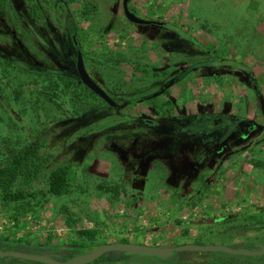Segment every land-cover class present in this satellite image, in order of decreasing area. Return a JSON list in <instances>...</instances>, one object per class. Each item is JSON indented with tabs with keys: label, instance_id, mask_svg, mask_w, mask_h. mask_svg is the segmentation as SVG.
I'll use <instances>...</instances> for the list:
<instances>
[{
	"label": "rangeland",
	"instance_id": "rangeland-1",
	"mask_svg": "<svg viewBox=\"0 0 264 264\" xmlns=\"http://www.w3.org/2000/svg\"><path fill=\"white\" fill-rule=\"evenodd\" d=\"M14 1L8 8L9 31L35 63L50 65L53 58L45 40L38 41L22 26L16 11L19 0ZM47 2L51 4L45 6V17L37 20L39 28L58 34L70 16L88 71L118 106L107 109L82 86L79 97L49 102L34 88L40 77L0 58V152L8 143L23 145L45 132L42 152L52 156L49 169L71 165L67 194L42 196L45 182L40 179L35 184L37 198L0 201V239H20L16 249L36 254L54 247L57 250L48 253L60 258L69 257L76 245L91 250L118 241L163 246L207 242L250 250L264 246V0H128L139 17L164 23L170 33H181L183 48L192 51L177 52V57L169 56L154 37L159 27L128 23L122 0H61L54 6L53 0ZM86 3H92V8L86 10ZM6 37L0 34V50L12 54L16 49H6L11 40ZM177 61L183 67L190 64L191 70L176 78L168 96L153 99L162 81L175 78L169 68L157 69ZM205 61L207 66H200ZM135 93L149 97L127 104ZM168 100L176 104L175 109L171 105V115H219L226 124L229 117L251 122L220 152L208 153L201 173L203 186L193 182L186 195L170 183L171 169L178 167L183 177L189 164L185 160H196L210 142L186 144L166 160H142L169 140L146 134L138 123L130 129L131 121L120 115L154 119L156 102ZM103 107L101 113L65 130L69 118ZM112 122L89 137L85 149L76 144L79 135ZM198 171L194 167L185 175L190 179ZM180 185L184 187L183 182ZM87 229L95 230L91 240L78 234ZM219 255L226 263L264 262V255ZM204 259L207 254L185 252L178 261L190 264Z\"/></svg>",
	"mask_w": 264,
	"mask_h": 264
},
{
	"label": "trees",
	"instance_id": "trees-1",
	"mask_svg": "<svg viewBox=\"0 0 264 264\" xmlns=\"http://www.w3.org/2000/svg\"><path fill=\"white\" fill-rule=\"evenodd\" d=\"M53 1L54 6L56 2L61 0ZM14 2V0H0V34L11 37L10 42H8L9 45H6V49H10L11 51L16 49L12 54H6L0 50L1 60L5 64L11 66L14 64L20 69H23L24 72L40 77L41 81L38 79L34 84V88L39 95L49 102L57 104V98L59 97H79L77 93L79 86L84 87L89 93L94 95L93 92L79 81V77L73 65L78 44L75 42L77 40V35L71 17L69 16L67 18L63 25L64 28L62 27L63 30L61 29L62 32L59 31L58 34L50 35L46 33L49 28L45 27L44 29H40L37 20L45 17V6H50L51 3H44V0H19L16 11L22 20V26L28 27V31L30 33L32 32L38 41L43 37L49 57L53 58L50 65L35 63L19 44L17 35L9 31L10 27L7 21L9 13L8 8H11V4L13 6ZM92 6V3H86L84 5L86 10L92 8ZM42 24L45 25L44 22ZM145 97H148V95ZM139 98L142 97H135V99ZM61 106L62 104H59V107ZM104 107H106L105 104ZM104 107L93 109L83 114L80 113L73 118H69V120H66L68 124L65 130H70L78 121L83 120L85 122L91 116L101 113L104 111ZM180 118L169 119L167 121L171 126L177 129L179 128L180 122H186L188 125H196L201 121V118L207 119L208 124H213L215 116L191 115L186 117L180 116ZM61 123H63V121L59 122V124ZM112 124H114V122L108 123L104 127L102 126L103 129H99L98 131L92 129V131L79 135V137L76 138V144L79 145L82 150L85 149L89 137L103 131L104 128H108ZM44 133L40 132L37 137L23 145L11 146L8 143L0 152V201L2 203L18 202L25 198H37L38 195L35 194L38 190L35 188V184L40 179H44L45 182L44 191L42 192V194H44L42 196L44 197L46 196L45 194L60 197L69 192L70 181L68 176L71 165L67 163L63 167L55 166L49 169L50 167H48V165L51 163L50 159L52 156L44 154V151L42 152L46 142L45 139L42 138V134ZM44 175H46V178ZM78 234L81 237L93 239L95 230H81L78 231ZM20 243H22L20 239L15 241L0 239V245L10 244L15 245L13 247L16 248ZM256 248L258 247H253V249ZM48 249L52 251L57 250L54 247H49ZM86 249L87 248L83 245L72 248V250L78 253L84 252Z\"/></svg>",
	"mask_w": 264,
	"mask_h": 264
},
{
	"label": "flooded vegetation",
	"instance_id": "flooded-vegetation-1",
	"mask_svg": "<svg viewBox=\"0 0 264 264\" xmlns=\"http://www.w3.org/2000/svg\"><path fill=\"white\" fill-rule=\"evenodd\" d=\"M127 6H128V3H127ZM128 9L135 16L139 17L135 11H133L132 9L129 8V6H128ZM122 12L124 15L123 3H122ZM124 17H125V15H124ZM139 18L148 21V23H145V24H133L130 22H128V23L133 24V25H140V26H157V27H159V31L155 32L156 35H154V37L161 40L160 43L162 44V48L165 50V52L168 53L169 56H170V53H174L173 57L180 56L178 53H181V51H185V54L191 53L192 50L183 48L184 45L181 43V41L183 40V37H182L180 32L175 31L176 33H178L177 35L173 32L170 33L168 31H166L167 28L165 26H163L164 23H162L160 21L151 20L149 18H144V17L143 18L139 17ZM186 36L187 35H185L184 38ZM178 38L180 39L179 43L174 41L175 39H178ZM189 38L195 42L194 38H192L191 36H189ZM75 42L78 44V48L75 52V61H74L73 65H74V68H75L77 75H78V72L76 70V58H77V55L80 54L82 61H83V64H84V67H85V70L87 71L88 75L93 79V81H95V83L99 87H101L105 91V93L114 101L115 105L110 106L109 104H107L105 101H103L100 97H98L94 93H93L94 94L93 96L97 97L101 102H103L106 105L107 109H116L118 106L117 101L115 99H113L112 94L110 92L108 93V91H106V89H104L102 87V85L88 71L86 64H85V59L83 57L84 56L83 52L81 51L80 42L78 39ZM196 44L199 45L197 42H196ZM176 53H177V56L175 55ZM188 61H191V59L189 58ZM181 63H182V61L172 62L171 64L167 63L165 65H161L160 68L157 69L159 71V70H164V69L169 68L168 71L173 73L175 78L171 79V77H170V79H166V80L162 81L161 87L152 93L151 96H154L153 99L157 95L168 96L169 86L175 83L176 78L180 77L181 73H183V72L185 73L186 71L191 70L192 66L190 64H187L186 66L183 67ZM195 63L196 62H194V64ZM198 65L195 64L194 66L197 67ZM200 66L206 67L207 66L206 61ZM79 81H80V79H79ZM135 95L136 96H134L133 99L128 100L129 103H127V104L130 105V104L136 102L137 100H145L149 97V96L145 97L146 95H142L141 96L142 98L135 99V97L140 96L136 93H135ZM168 101L169 102H160V101L156 102L157 106H155L156 108H154V110H155V116H153L154 119H146L143 116L135 115L133 113H125V114L120 113V115H121L122 119L131 121L129 124L130 129H132L136 126L135 123H138V124H140V126H142V130L146 131L145 132L146 134H148L150 136H155V137H162V136L167 137L169 140L168 143L161 145V146H158L157 148L152 149L151 151L146 153V155L143 158H141L142 160H145L146 158H149V157L153 158V159L158 158L159 160H166L170 157H175V154L178 152V150L182 146H185L186 144L202 146L206 142H210V145L204 150V152L202 154L199 155V157L196 160H194V161H189L188 159L185 160L186 162H189V164H188L186 170L181 175L183 177H180L179 173H177L178 167L174 166L175 169H173V168L171 169L170 177L172 178V180L170 183L173 184L175 189L176 188L179 189V191L182 192V195H186L185 192H187L189 188L191 189L193 182L197 183L200 186H203V184H204L203 183V176L201 173H202L204 167H206V164L208 162V159H209L208 153L209 152L210 153L211 152H214V153L220 152V150H222L225 147V143L227 141L234 140V138L239 134V131L242 130V128H246L247 125H249L251 122L244 120V119H240V118L237 119L235 117L234 118L229 117V119H228L229 123L226 124V123H224L225 119L223 116L216 115L215 118L213 119V124L212 123L208 124L207 119L201 118V121H200L201 123L199 122L196 125H188L186 122H180L179 121L180 122L179 128L176 129L173 126H171V124L167 120L175 119L178 117L180 118V116L186 117V116H191V115H181L180 114L181 112H179L178 115H171V112H172L170 110L171 105H173V107L175 109L176 104L172 100H168ZM197 116H202V114L197 115ZM208 116H210V115H208ZM230 124H232L233 126L230 127ZM208 126H213V127L209 128ZM138 134H144V132L139 131ZM194 167L199 169L198 174H196V176H194L190 179H187L185 173H189L191 171V169H193ZM177 178H180V179L182 178V181L181 180L180 181L183 182L184 187L180 185L181 182L176 181ZM186 184H188V185L185 187ZM89 240H91V239H89ZM8 241H11V240H8ZM118 242H127V241H118ZM108 243H116V242L100 243V244L95 245L91 250L86 249L84 252H81V253H78L75 250L71 249V252H70L71 254L69 257H61L60 258V257H56L54 255H50L48 253L49 249H40L39 254H47L56 260L64 261V260H67L71 257L91 252L97 246L103 245V244H108ZM128 243H132V242H128ZM135 244H139V243H135ZM184 244L220 245V244H213V243H207V242H188V243L174 244V245L170 244V245H164V246L159 245V244H142V245L174 248V247L184 245ZM77 246L78 245H76V247ZM25 247H26V245H25ZM257 247L258 248H256V249H260L264 246H257ZM13 248H15V247H13L10 244L0 245V251L29 252L28 250H25L24 248H19V249H16V248L13 249ZM53 251H56V250H53ZM185 252H191V251L174 252L171 256H168V257H156V256H147V255H138V254H128L125 252H107L89 264H181L180 261H178V260L180 259L181 254L185 253ZM192 253L207 254L208 259H204L203 261H200V262H191L190 264H242V263H240V261H237V262L231 261V262H227V263L222 262V258L224 256L219 255V254H222L219 252H192ZM235 257H237V256H235ZM243 257H248V256H243ZM144 258L149 259L148 263L142 261V259H144ZM126 260H128V263H123V261H126ZM0 264H43V263L24 260L21 258H14L12 256H3V257H0ZM247 264H250V263H247ZM260 264H264V262H260Z\"/></svg>",
	"mask_w": 264,
	"mask_h": 264
},
{
	"label": "water",
	"instance_id": "water-1",
	"mask_svg": "<svg viewBox=\"0 0 264 264\" xmlns=\"http://www.w3.org/2000/svg\"><path fill=\"white\" fill-rule=\"evenodd\" d=\"M123 11L128 22L133 24H145L148 21L135 16L129 11L127 3L128 0H122ZM76 70L80 82L87 87L91 92L100 97L110 106H114V101L99 87L95 81L88 75L85 70L81 55L78 54L76 58ZM191 251V252H219L228 255L241 256H262L264 255V247L260 249H244L232 248L224 245H199V244H184L174 248L147 246L142 244L116 242L97 246L91 252L71 257L64 261H59L47 254L20 252V251H0V257L12 256L14 258H21L24 260L35 261L43 264H89L107 252H125L128 254H138L156 257H168L174 252Z\"/></svg>",
	"mask_w": 264,
	"mask_h": 264
}]
</instances>
